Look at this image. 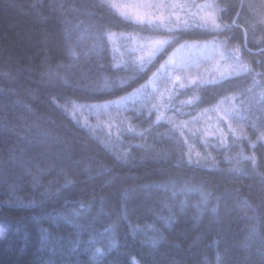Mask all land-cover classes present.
Returning <instances> with one entry per match:
<instances>
[{
  "label": "trees",
  "instance_id": "1",
  "mask_svg": "<svg viewBox=\"0 0 264 264\" xmlns=\"http://www.w3.org/2000/svg\"><path fill=\"white\" fill-rule=\"evenodd\" d=\"M245 3L167 31L106 0H0V264H264V47ZM164 35L239 48L245 72L178 94L190 115L230 99L237 138L202 143L133 102L116 133L76 116L145 85L163 52L129 45Z\"/></svg>",
  "mask_w": 264,
  "mask_h": 264
},
{
  "label": "rangeland",
  "instance_id": "2",
  "mask_svg": "<svg viewBox=\"0 0 264 264\" xmlns=\"http://www.w3.org/2000/svg\"><path fill=\"white\" fill-rule=\"evenodd\" d=\"M106 1L134 23L158 25L167 31L178 25H187L190 19L199 25L208 23L215 29L220 28L217 20L218 6L214 0H202L199 3L194 0ZM245 4L252 31L258 37L257 42L264 47V0H246ZM170 42L171 39L166 35L150 36L147 39L136 36L134 43L129 45L134 54L133 61L135 59L147 64L162 51L163 58L159 61V67L152 72L145 85L127 97L98 103L97 106L77 105L74 107L76 116L96 127L101 126L105 131L116 133L126 118L124 110L127 111L128 103L133 102L139 108L144 107L146 112L152 110L159 119L163 118L179 132H187L192 139L197 138L202 143L216 141L217 145L219 142L226 144V133L237 138L239 126L233 121L234 108L230 99L225 98L213 107L190 115L188 105L192 99H180L178 94L194 83L213 82L245 72L248 64L241 60L239 48L225 47L216 39L175 44Z\"/></svg>",
  "mask_w": 264,
  "mask_h": 264
}]
</instances>
